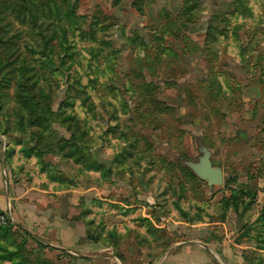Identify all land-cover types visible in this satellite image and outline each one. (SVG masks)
Segmentation results:
<instances>
[{
	"label": "rangeland",
	"instance_id": "374dc122",
	"mask_svg": "<svg viewBox=\"0 0 264 264\" xmlns=\"http://www.w3.org/2000/svg\"><path fill=\"white\" fill-rule=\"evenodd\" d=\"M0 147L14 184L108 250L94 264H156L224 228L261 248L264 227L246 228L258 206L225 201L263 200L264 0H0ZM205 154L223 185L194 175ZM76 262L0 229V264Z\"/></svg>",
	"mask_w": 264,
	"mask_h": 264
},
{
	"label": "crops",
	"instance_id": "0c3cea01",
	"mask_svg": "<svg viewBox=\"0 0 264 264\" xmlns=\"http://www.w3.org/2000/svg\"><path fill=\"white\" fill-rule=\"evenodd\" d=\"M6 168L3 150L0 147V209L10 213L12 225L32 233L35 239L39 237L50 246L75 257L76 264H94L97 259H111L109 254H106L107 249L85 241L81 225L69 223L60 212L57 216L51 217L48 212L53 209L51 200L43 197L40 192L14 184L10 175L6 173ZM262 197L263 200L260 196L253 207L264 206V193ZM256 219L257 216L248 225L252 230L259 228L255 224ZM246 223L248 221H244V226ZM224 229L218 240L210 239L207 242L191 240L176 244L156 264H258L254 262V257L257 258L256 261L259 257H264V246L257 248L238 244L234 240L235 230ZM34 231L38 232V236H35ZM262 244L264 245V239Z\"/></svg>",
	"mask_w": 264,
	"mask_h": 264
},
{
	"label": "trees",
	"instance_id": "16d2710c",
	"mask_svg": "<svg viewBox=\"0 0 264 264\" xmlns=\"http://www.w3.org/2000/svg\"><path fill=\"white\" fill-rule=\"evenodd\" d=\"M66 13H71V18H74L75 15V9L68 3V2H65V5H64V8H63ZM191 10L189 8H184L181 10V15L183 17L185 16H189V12ZM180 14V13H179ZM186 14V15H185ZM59 16V14H58ZM79 18H77L78 20ZM170 23L166 24L167 21L163 22V24L161 26H157L154 30H152V35H153V39L156 40V39H160V38H163L164 36L168 35L170 37H173V35H177V32L178 30L180 29L179 27H183V21L182 22H179L178 21V18L177 19H173V20H170L169 21ZM70 25H71V22H70ZM164 25V26H163ZM185 27V26H184ZM208 35L206 37H208V40L207 41H211L213 35L215 34L216 32V28H209L208 29ZM88 35H90L91 37V32L90 30L87 32ZM168 33V34H167ZM87 35V36H88ZM86 37V36H85ZM52 39V37L48 38V42ZM58 43L59 44H65L66 43V35H62V36H59L58 38ZM205 43V42H204ZM215 43V42H214ZM213 43V44H214ZM212 44V45H213ZM205 45V48H208L210 47L207 43L204 44ZM207 46V47H206ZM209 50V49H207ZM205 50V51H207ZM145 57V60H147L148 57L144 56ZM251 194V195H250ZM257 193L253 190L252 193H250V190H247V189H244V191H241L240 194L236 197H232L230 200H227V202L225 201V208L227 209L228 207H233V208H237L240 204L239 202V199H242L244 198V208H247V209H250L251 207H253L254 203L256 202V199H257ZM251 197L252 201L249 200V202L245 203V198L246 197ZM241 205V204H240ZM237 210V209H236ZM258 215H257V219L255 221V224L259 227V228H263V224H264V207H258ZM247 224V223H246ZM11 226H13L12 224H8L6 225L5 227H1L0 229H9L11 228ZM248 232L252 231V227L249 226L248 228ZM248 235V234H247ZM85 239L87 241H89V238L88 236L85 237ZM62 252V251H61ZM64 253V252H62Z\"/></svg>",
	"mask_w": 264,
	"mask_h": 264
},
{
	"label": "water",
	"instance_id": "95a60500",
	"mask_svg": "<svg viewBox=\"0 0 264 264\" xmlns=\"http://www.w3.org/2000/svg\"><path fill=\"white\" fill-rule=\"evenodd\" d=\"M194 175L209 186L223 185V174L219 168L212 167L209 156L205 154L203 158L192 166Z\"/></svg>",
	"mask_w": 264,
	"mask_h": 264
},
{
	"label": "built area",
	"instance_id": "2783aa9c",
	"mask_svg": "<svg viewBox=\"0 0 264 264\" xmlns=\"http://www.w3.org/2000/svg\"><path fill=\"white\" fill-rule=\"evenodd\" d=\"M11 223L10 213L0 209V228Z\"/></svg>",
	"mask_w": 264,
	"mask_h": 264
}]
</instances>
